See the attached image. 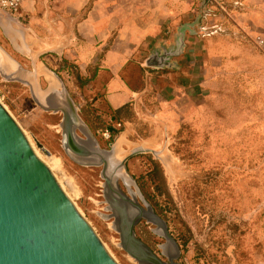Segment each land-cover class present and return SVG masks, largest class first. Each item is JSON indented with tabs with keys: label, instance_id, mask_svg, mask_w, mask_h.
<instances>
[{
	"label": "rangeland",
	"instance_id": "1",
	"mask_svg": "<svg viewBox=\"0 0 264 264\" xmlns=\"http://www.w3.org/2000/svg\"><path fill=\"white\" fill-rule=\"evenodd\" d=\"M183 1L197 23L207 24L195 44L198 82L204 63L203 40L219 31L224 19L233 17L234 6L242 14L252 4L261 13L264 0ZM261 18L258 13L259 28L264 31ZM251 36L243 39L247 47L253 41ZM0 50L14 68L7 70L0 60V101L52 166L112 255L120 264H139L122 247L120 233L114 228L115 218L104 194L103 165H86L72 158L65 148L64 112L45 109L37 97L44 101L51 88L64 89L98 148L113 152V169L138 148H123L121 144L127 141L124 136L119 139L122 127L108 128L114 127L110 112L98 106L91 87H83L72 62L57 57L50 64L41 57L35 70L26 57L13 53L7 40L0 38ZM260 50L240 60L234 52L210 56L209 62L218 72L221 64L231 68L221 72V83L214 79L205 96L196 88L192 103L179 100L178 113L170 116V125L162 130L165 145L156 149L162 152H136L115 170L123 175L118 178L122 191L128 197L134 193L144 207L147 202L165 222L178 246L175 261L179 264H264V51ZM134 75L140 79L138 72ZM81 129L75 127L77 135L87 139ZM157 232L158 226L145 218L136 226L138 236L167 261L161 247L166 239Z\"/></svg>",
	"mask_w": 264,
	"mask_h": 264
},
{
	"label": "crops",
	"instance_id": "2",
	"mask_svg": "<svg viewBox=\"0 0 264 264\" xmlns=\"http://www.w3.org/2000/svg\"><path fill=\"white\" fill-rule=\"evenodd\" d=\"M253 6L242 14L241 8L234 6L233 17L224 19L219 31L203 40L204 63L198 82L197 35L203 34L207 24L197 23L183 0H26L23 20L0 10V38L8 41L16 56L26 57L35 70L41 57L50 64L57 57L58 61L72 62L83 87H91L98 106L110 112L114 127L108 128L114 131L116 125L122 127L119 139L126 138L121 144L124 149L153 137L162 148V130L170 125V116L178 113L179 100L186 98L192 103L196 88L205 96L211 82L215 79L221 83V72L231 70L221 64L218 72L209 62L210 56L219 51L229 56L234 52L240 60L249 52L261 51L256 37L264 34L258 19L259 13L264 27V11L260 13ZM180 35L185 47L181 54L170 57L172 67L147 63L156 53L163 57L166 51H173ZM245 35H252L249 47L243 42ZM35 41L52 48L45 50ZM136 72L140 79L135 78Z\"/></svg>",
	"mask_w": 264,
	"mask_h": 264
},
{
	"label": "water",
	"instance_id": "3",
	"mask_svg": "<svg viewBox=\"0 0 264 264\" xmlns=\"http://www.w3.org/2000/svg\"><path fill=\"white\" fill-rule=\"evenodd\" d=\"M184 47V36L180 35L173 51H166L163 57H158L156 53L147 63L162 68L172 67L170 57L181 54ZM4 59L5 56L1 61L4 62ZM37 101L45 109L61 110L66 115L67 109L59 104L51 108L38 97ZM67 104L69 107L68 100ZM68 142L71 148H65L76 161L86 165H103L104 194L115 218L114 228L120 233L122 247L131 257L139 264H179L175 261L179 249L165 222L147 202L146 208L140 206L135 201L134 193H131L130 198L119 187L120 176L115 174V170L125 166L127 159L140 151H134L113 169L110 164L113 152L101 148L104 152L90 149L75 139H68ZM74 154L86 160L79 161ZM117 201L131 207V210H127L129 219L126 214L122 217L124 226L120 223V214L116 212ZM132 209L137 211L130 215ZM142 218L155 223L158 226L157 233L165 237L166 243L161 247L168 261L161 259L136 236L134 227ZM170 248H174V251H168ZM0 264H120L1 101Z\"/></svg>",
	"mask_w": 264,
	"mask_h": 264
},
{
	"label": "bare ground",
	"instance_id": "4",
	"mask_svg": "<svg viewBox=\"0 0 264 264\" xmlns=\"http://www.w3.org/2000/svg\"><path fill=\"white\" fill-rule=\"evenodd\" d=\"M35 43H37V44H40L41 42H39V41H35ZM47 48H52V45H47L46 46ZM45 46L43 47L44 49L46 48ZM46 50V49H45ZM1 50H0V58L1 59H3V56H4V54L3 55H1ZM0 59V60H1ZM1 64H2V66H4V64H7V70H9V71H11L12 72V70H14V68L13 67H11L10 66V63H9V60L8 59H6V57H5V59H4V62H3V60L1 61ZM5 70V69H4ZM18 70V69H17ZM54 84H56V82L54 83ZM47 96L48 97H45L44 96V98H46V99H44V101L43 102H45L44 104H49V105H51V106H48V107H55L57 104H59L60 106H62V107H65V109H67V112H66V115H67V118H66V120L64 121V124H63V129H64V136H65V144H66V147H68V148H71L70 147V144H69V142H68V139H71V140H76V142H81V143H84V144H86L90 149H97V150H99V151H101V152H104L103 150H101V149H99L98 148V146H97V144H96V141L94 140V137H93V135L90 133V131H89V129H88V127L86 126V124H84L82 121H80L79 119H78V117H76V115H75V112H74V108H72V105H71V102H70V99L68 98V94L65 92V90L64 89H59V88H51V90L49 91V93L47 94ZM42 99V98H41ZM67 100L69 101V107L67 106L68 104H67ZM72 101V100H71ZM60 106H58V108L60 107ZM77 122V123H76ZM81 125V127H82V131L84 132V134L85 135H87V139H83V138H81L80 136H78L77 135V133L75 134V127H77V126H80ZM124 139H122V141H123ZM158 138L157 137H153V138H151V139H148L147 141H144V142H142V144H140V145H135L134 143L133 144H130V147H132V148H134V149H136L137 147H141V148H143V149H146V150H148V149H151V150H155L156 151V149H159L158 148ZM32 142V141H31ZM32 144L34 145V143L32 142ZM65 146V145H64ZM136 147V148H135ZM131 148V149H132ZM140 148H138V150H139ZM161 150H163V149H161ZM161 150H158V151H161ZM36 151H37V153H38V149H36ZM137 151V150H136ZM162 152V151H161ZM39 155H40V157H42V155L40 154V153H38ZM75 155V154H74ZM164 155V153H162L161 154V156L162 157H164L163 156ZM75 158H77V160H79V161H84V160H86V158L85 157H81V156H78L77 154L75 155ZM47 162V161H46ZM49 162H50V160H49ZM114 162H116V161H114ZM114 162L112 161V163H110L111 164V166H112V168H114V166H113V164H114ZM48 163V162H47ZM55 164H56V162H55ZM55 164L53 165V166H55ZM48 165L50 166V168L52 169V166L48 163ZM56 167V166H55ZM109 172H110V170H108ZM115 174L117 175V176H123L118 170L117 171H115ZM56 175V174H55ZM58 177V176H57ZM120 178V177H119ZM65 189V188H64ZM68 193V192H67ZM70 195V194H69ZM71 197V196H70ZM72 198V197H71ZM114 199V198H113ZM116 203H118V205L115 207L116 208V212L117 213H119L120 214V217H121V219H120V223H121V225L122 226H124L123 224V215L124 214H126L127 215V219H129L128 218V216H129V214H128V212L129 211H127V210H131V207H129V205L127 206V204L126 203H123L122 202V204H119L120 203V201H117ZM137 210L136 209H132V212L130 213V215L132 214V213H134V212H136ZM172 250V249H171ZM170 252H173V251H170Z\"/></svg>",
	"mask_w": 264,
	"mask_h": 264
},
{
	"label": "built area",
	"instance_id": "5",
	"mask_svg": "<svg viewBox=\"0 0 264 264\" xmlns=\"http://www.w3.org/2000/svg\"><path fill=\"white\" fill-rule=\"evenodd\" d=\"M26 0H0V10L11 16L21 17ZM256 45L264 50V34L256 37Z\"/></svg>",
	"mask_w": 264,
	"mask_h": 264
},
{
	"label": "flooded vegetation",
	"instance_id": "6",
	"mask_svg": "<svg viewBox=\"0 0 264 264\" xmlns=\"http://www.w3.org/2000/svg\"><path fill=\"white\" fill-rule=\"evenodd\" d=\"M64 117H66L67 118V115H64ZM66 118H65V120H66ZM130 198H132V197H130ZM136 201V200H135ZM137 203H138V201H136ZM139 205H140V203H138ZM140 206H142V205H140ZM142 207H144V206H142ZM144 208H146V206L144 207ZM141 221V219L138 221V223ZM123 223H124V221H123ZM137 223V224H138ZM137 224L135 225V227H134V229H135V233H136V226H137ZM124 225V224H123ZM136 236L139 238V239H141L139 236H138V234L136 233ZM142 240V239H141ZM143 241V240H142ZM146 243V242H145ZM147 244V243H146ZM148 245V244H147ZM149 246V245H148ZM151 248V247H150ZM152 249V248H151ZM153 251H154V249H152ZM168 251H172L171 250V248H170V250H168ZM156 252V251H155ZM158 254V253H157ZM167 256V255H166ZM167 261H168V256H167Z\"/></svg>",
	"mask_w": 264,
	"mask_h": 264
}]
</instances>
